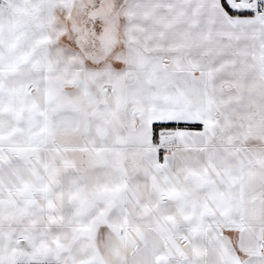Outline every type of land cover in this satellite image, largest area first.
Masks as SVG:
<instances>
[{"label":"snow or ice","instance_id":"snow-or-ice-1","mask_svg":"<svg viewBox=\"0 0 264 264\" xmlns=\"http://www.w3.org/2000/svg\"><path fill=\"white\" fill-rule=\"evenodd\" d=\"M0 264H264V0H0Z\"/></svg>","mask_w":264,"mask_h":264}]
</instances>
